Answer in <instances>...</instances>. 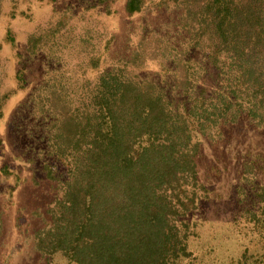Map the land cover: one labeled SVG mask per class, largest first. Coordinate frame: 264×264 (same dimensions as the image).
Wrapping results in <instances>:
<instances>
[{
  "label": "trees",
  "instance_id": "trees-1",
  "mask_svg": "<svg viewBox=\"0 0 264 264\" xmlns=\"http://www.w3.org/2000/svg\"><path fill=\"white\" fill-rule=\"evenodd\" d=\"M143 1L126 0V11H139ZM173 1L184 33L178 57L170 60L182 72L172 88L125 79L120 70L99 74L81 107L53 85L42 92L53 160H73L75 167L48 226L34 234V251L48 264L56 257V264H195L184 213L188 201L196 202L198 136L215 119L264 124V0ZM202 42L208 51L196 58ZM203 68L224 74V92L207 95L201 87L191 97L188 84ZM23 74L21 66L18 88ZM9 93L0 95V116ZM196 99L206 104L199 107ZM45 170L53 176L48 163ZM257 220L244 248L262 242L250 247L261 251L256 264H264V221ZM234 260L241 264V255Z\"/></svg>",
  "mask_w": 264,
  "mask_h": 264
},
{
  "label": "rangeland",
  "instance_id": "rangeland-1",
  "mask_svg": "<svg viewBox=\"0 0 264 264\" xmlns=\"http://www.w3.org/2000/svg\"><path fill=\"white\" fill-rule=\"evenodd\" d=\"M125 5L126 0L1 1L0 95L10 93L0 116V264H48L34 251V234L48 226L50 211L75 169L73 160H53L54 148L46 142L51 113L42 92L53 85L81 107L103 72L121 70L125 79L149 80L164 89L182 73L170 61L178 57L184 33H179L174 1L144 0L131 13ZM207 46L202 42L195 57ZM21 66L25 83L18 88ZM205 69L188 84L191 97L201 87L207 95L224 90V74ZM196 101L199 107L206 104ZM258 122L215 119L198 136L196 202L188 201L184 213L195 264H237L238 255L241 264H256L261 254L251 252L253 244L244 248L253 222L264 221V124ZM189 128L193 143L195 132Z\"/></svg>",
  "mask_w": 264,
  "mask_h": 264
}]
</instances>
